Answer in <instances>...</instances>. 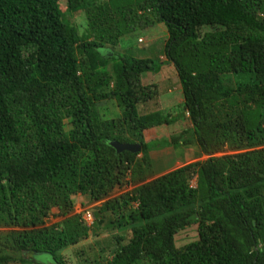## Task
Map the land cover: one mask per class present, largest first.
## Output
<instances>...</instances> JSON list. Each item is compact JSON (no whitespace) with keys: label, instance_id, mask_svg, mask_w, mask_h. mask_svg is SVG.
Returning a JSON list of instances; mask_svg holds the SVG:
<instances>
[{"label":"trees","instance_id":"trees-1","mask_svg":"<svg viewBox=\"0 0 264 264\" xmlns=\"http://www.w3.org/2000/svg\"><path fill=\"white\" fill-rule=\"evenodd\" d=\"M60 1L0 0V264H69L66 249L102 222L84 224L76 195L106 199L101 217L131 233L106 264H264V0H65L86 15L82 35ZM147 14L166 28L191 123L158 145L144 131L170 120L137 105L152 97L140 75L160 65L116 53L122 36L154 25ZM111 141L139 144L140 165L168 145L210 158L111 197L138 162ZM53 205L61 220L47 225ZM193 226L197 239L176 247Z\"/></svg>","mask_w":264,"mask_h":264},{"label":"rangeland","instance_id":"rangeland-1","mask_svg":"<svg viewBox=\"0 0 264 264\" xmlns=\"http://www.w3.org/2000/svg\"><path fill=\"white\" fill-rule=\"evenodd\" d=\"M104 0H96V4L102 3ZM59 7L64 13V17L70 21L71 24L77 25L79 35H82L87 27V20L84 11H78L77 13H71L66 10L67 4L65 0L59 2ZM149 22L155 23L154 18L150 14H147ZM139 29L129 35H126L119 39V44L116 50L117 55L126 56L127 58H136L140 60H151L154 65H160L158 72H146L141 76L140 85L148 88L146 93L149 96L151 89V101H147L144 104H138L137 110L139 114H146L154 111L160 112L168 120L170 125H161L155 128H151L144 131V141L150 142L152 145L160 144L164 140H168L172 137H177L182 131L191 127L189 118L185 112L183 106V98L181 94V87L177 78L175 69L171 66L164 56V45L167 40L166 28L163 24H154L151 28ZM141 38L142 42H138L137 39ZM111 61V60H110ZM111 69L109 70V73ZM144 80V81H143ZM225 83H234V79L231 75H227L224 78ZM112 104L116 106L113 101ZM153 109L148 111V107ZM117 107V106H116ZM144 112H142V111ZM119 114V109L116 110ZM114 115L106 116V119H114ZM232 151L224 149L222 152L216 153L215 157L231 154ZM137 154V153H136ZM210 155H204L201 149L197 145H179L170 146L164 148H158L154 152L149 153V164H141V153L135 155V170L129 168L125 170L123 175V184L113 189L110 193L111 197L119 196L125 192H130L140 185V181H151L163 174L177 170L184 166L205 163ZM198 169V167H194ZM189 177V183L192 187H195L196 177L192 178L190 172H187ZM33 190V188H32ZM106 200V199H105ZM92 202L87 196H73L72 201L74 204L75 213L81 214L86 209H89L93 214H97V220L101 219V223L94 225L93 229L89 231L88 236L79 242L75 247H68L65 252L64 259L69 264H106L110 259L116 248L117 237L122 236V243H126L131 237V233L127 228L117 229L110 226L109 222L116 218L115 214H106L101 217L98 208L102 203ZM61 219L57 217L56 205H53L52 210L47 217L46 224H55ZM95 222H97L95 220ZM0 229V239L4 241L8 234ZM197 239L196 227L186 228L179 232L175 237V246L183 247L184 245L191 243ZM33 262H39L36 259H32ZM28 258V259H29ZM42 256H39L41 260ZM66 262V263H68ZM7 264H21L19 262H10ZM23 264V263H22Z\"/></svg>","mask_w":264,"mask_h":264},{"label":"water","instance_id":"water-1","mask_svg":"<svg viewBox=\"0 0 264 264\" xmlns=\"http://www.w3.org/2000/svg\"><path fill=\"white\" fill-rule=\"evenodd\" d=\"M109 145L115 150L116 154H119L124 151L130 152V153H137L141 149L139 145L121 144L116 141L109 142Z\"/></svg>","mask_w":264,"mask_h":264},{"label":"built area","instance_id":"built-area-1","mask_svg":"<svg viewBox=\"0 0 264 264\" xmlns=\"http://www.w3.org/2000/svg\"><path fill=\"white\" fill-rule=\"evenodd\" d=\"M82 220L84 221V223H86L87 225L92 224L93 222V214L86 209L83 213H82Z\"/></svg>","mask_w":264,"mask_h":264},{"label":"clouds","instance_id":"clouds-1","mask_svg":"<svg viewBox=\"0 0 264 264\" xmlns=\"http://www.w3.org/2000/svg\"><path fill=\"white\" fill-rule=\"evenodd\" d=\"M149 28H151V27H149ZM146 29H147V28H146ZM125 36H126V35H125ZM122 37H124V36H122ZM122 37H121V38H122ZM121 38H120V39H121ZM137 41H138V42H142V39H141V38H138ZM144 74H145V73H144ZM142 75H143V74H142ZM142 75H140V77H141ZM140 77H139V82H140ZM140 83H141V82H140ZM116 142H117V141H116ZM118 143H119V142H118ZM121 144H130V143H121ZM131 145H139V144H131ZM156 145H158V144H156ZM139 146H140V145H139ZM140 148H141V146H140ZM155 150H156V149H155ZM155 150L153 149V150L149 151V153H150V152H154ZM124 152H127V151H124ZM121 153H122V152H121ZM129 153H130V152H129ZM138 153H141V149H140L139 152H137V154H136V153H132V154H136V155H138ZM119 154H120V153H119ZM75 210H76V209H75ZM88 210H89V209H88ZM75 212H77V211H75ZM91 213H92V212H91ZM76 214H77V213H76ZM92 214H93V213H92ZM81 216H82V213H81ZM82 221H83V220H82ZM83 222H84V221H83ZM84 224H85L86 226H90V225H91V224H90V225H87L86 223H84Z\"/></svg>","mask_w":264,"mask_h":264},{"label":"crops","instance_id":"crops-1","mask_svg":"<svg viewBox=\"0 0 264 264\" xmlns=\"http://www.w3.org/2000/svg\"><path fill=\"white\" fill-rule=\"evenodd\" d=\"M158 25H160V24H158ZM146 30H148V29H146ZM144 81V80H143ZM140 82H141V77H140Z\"/></svg>","mask_w":264,"mask_h":264}]
</instances>
